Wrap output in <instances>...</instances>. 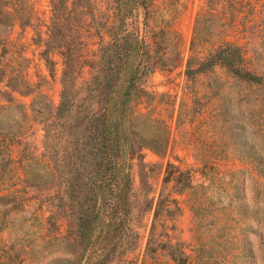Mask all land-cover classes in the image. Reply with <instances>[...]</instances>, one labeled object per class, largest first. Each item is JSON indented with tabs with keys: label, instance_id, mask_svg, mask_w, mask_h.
Segmentation results:
<instances>
[{
	"label": "rangeland",
	"instance_id": "obj_1",
	"mask_svg": "<svg viewBox=\"0 0 264 264\" xmlns=\"http://www.w3.org/2000/svg\"><path fill=\"white\" fill-rule=\"evenodd\" d=\"M95 2L107 10L109 0ZM23 3L27 20L0 26V106L8 105L2 93L9 91L11 77L19 88L30 85L34 89L30 96L13 94L27 107V119L0 111V196H7L0 200V264H75L67 219L57 215L51 220L57 212L49 199L52 192L45 185L35 189L23 181L29 175L26 170L42 181L50 176L49 162L42 155L43 125L31 104L35 100L37 106L44 101L59 104L63 69L55 56L52 78L40 55L48 39V0ZM146 3L144 39L156 53L159 68L144 87L159 102L156 116L172 117L166 158L145 152L149 181L155 189L152 196L157 199L163 188L169 161L189 171L193 188L175 196L182 209L176 234L187 245L192 262L236 259L264 264L260 240L264 228V86L239 81L220 63L192 82L185 76L188 65H210L216 52L230 44L240 48L245 66L264 78V0ZM142 20V13L128 20L129 31L140 33ZM98 42L89 39L83 55L92 58ZM83 77H88V69ZM147 106L144 101L141 109L146 112ZM135 180L139 190L138 175ZM151 218L147 217L141 230V246L115 264H173L164 253L146 257Z\"/></svg>",
	"mask_w": 264,
	"mask_h": 264
},
{
	"label": "trees",
	"instance_id": "obj_2",
	"mask_svg": "<svg viewBox=\"0 0 264 264\" xmlns=\"http://www.w3.org/2000/svg\"><path fill=\"white\" fill-rule=\"evenodd\" d=\"M23 1L0 0V26L27 20ZM48 2V39L40 55L52 78L54 57L61 59L60 101L57 106L52 101L37 106L35 100L31 111L43 125L42 155L51 173L42 181L38 175L30 177L26 170L25 175H29L24 183L35 189L45 185L52 192L49 199L57 212L51 220L57 215L67 219L74 239L75 264L123 260L141 246V230L148 216L152 218L146 257L164 253L173 264H194L187 245L176 234L182 209L175 197L193 188V177L169 161L163 188L155 199L145 162L147 150L166 158L172 138V117L165 120L156 116L159 102L144 87L146 79L159 68L156 53L146 44L145 31L141 36V32L128 29V20L142 13L146 30V0H109L106 11L95 0ZM89 39L99 41L92 58L83 55ZM215 63L241 82L264 86V78L245 66L240 48L230 44L216 52L210 65H188L187 81L207 73ZM85 69L87 78L83 77ZM14 81L11 77L9 91L2 93L8 105H1L0 111L9 117L16 113L25 120L29 111L13 94L30 96L34 89L30 85L19 88ZM144 101L146 112L141 109ZM6 199L0 196V200ZM263 239L264 228L260 236L264 247ZM195 264L244 263L233 259Z\"/></svg>",
	"mask_w": 264,
	"mask_h": 264
},
{
	"label": "water",
	"instance_id": "obj_3",
	"mask_svg": "<svg viewBox=\"0 0 264 264\" xmlns=\"http://www.w3.org/2000/svg\"><path fill=\"white\" fill-rule=\"evenodd\" d=\"M144 31H145V28H144V24H143V20H142L141 36L144 35Z\"/></svg>",
	"mask_w": 264,
	"mask_h": 264
}]
</instances>
